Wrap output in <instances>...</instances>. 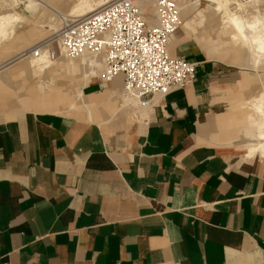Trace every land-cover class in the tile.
<instances>
[{
	"label": "crops",
	"instance_id": "1",
	"mask_svg": "<svg viewBox=\"0 0 264 264\" xmlns=\"http://www.w3.org/2000/svg\"><path fill=\"white\" fill-rule=\"evenodd\" d=\"M220 23L194 27L204 51L214 38L209 59L179 54L193 27L171 35L195 76L148 107L88 53L34 72L21 54L41 31L27 24L23 46L0 47V264H264V156L247 154L263 142L248 133L264 61Z\"/></svg>",
	"mask_w": 264,
	"mask_h": 264
},
{
	"label": "built area",
	"instance_id": "2",
	"mask_svg": "<svg viewBox=\"0 0 264 264\" xmlns=\"http://www.w3.org/2000/svg\"><path fill=\"white\" fill-rule=\"evenodd\" d=\"M156 25L144 18L138 0H109L92 12L66 19L50 37L25 50L27 55L55 60L60 52L71 58L84 53L101 57L100 77H122L126 98L148 107L154 95L181 89L195 76V64L184 56H170L167 46L181 25L172 0H154ZM264 5V0H241ZM55 42V45H53Z\"/></svg>",
	"mask_w": 264,
	"mask_h": 264
},
{
	"label": "bare ground",
	"instance_id": "3",
	"mask_svg": "<svg viewBox=\"0 0 264 264\" xmlns=\"http://www.w3.org/2000/svg\"><path fill=\"white\" fill-rule=\"evenodd\" d=\"M101 1L103 0H99V1L79 0L78 2H76V4H73L70 7V9L68 8V11L65 10V12L68 13L69 15L68 16L62 15V17H59L61 20L57 18L56 23L60 24L61 21L63 23L66 19L84 16L106 3L105 2L103 4H100ZM138 1H139L138 4L140 6V9L142 7V13L146 15L145 19L147 20V22L154 23L150 25H156L158 23V20L156 16L157 8L155 5V1H154L155 7L152 4V0H138ZM172 1L176 4L179 10V14L181 15L180 16L181 25L176 29V32L180 28L188 27L189 29H191L193 27L191 31L195 33L194 36L197 39L196 41L200 45L198 34L197 31L194 29V27H197L198 23L201 22V20H204V18L206 17H208L210 20H213V22H215L217 17H220L222 24L220 23L219 26L223 25V27H230V31H228L229 32L228 40H230L232 44L236 45V47L238 46L241 50L243 51L245 50L246 53H249L250 57H253L254 62L261 63L262 61H264V11L260 9L258 5L253 7L251 6L253 8L254 13L248 17L243 15V12L246 11V6L249 3L255 5L258 3V1L256 2L253 1L243 2L241 0H172ZM39 6L40 4H38L35 0H0V47L3 44L12 45V46H20V45L23 46L27 42L28 39L27 34L25 35V33L23 32L21 33L18 31L25 27L27 20L31 18L34 20V17L37 16L35 14L40 9ZM154 9H156L155 16L150 14ZM31 29L32 32L30 33L34 34L33 30H35V28L32 27ZM176 32H174L172 36H174ZM172 36L170 37V41L167 46V52L170 56L171 54L169 52V48H170ZM213 39L214 38L212 37L205 40V44L207 47L205 48L206 51L213 50V47L209 46V43L213 42ZM84 54H82L83 56L81 55L82 58L81 56H79L81 60L85 61L86 58L90 60V58L87 57L88 55L87 54L84 55ZM21 55L27 56L29 67L38 74L43 73L48 69H53L55 66L62 64L63 61H66V59H69L70 61L72 59L79 58V57L71 58L62 51L60 52L59 56L52 61L46 59L44 55H40L38 57L27 55L25 51ZM90 57L92 59L91 69L94 68L96 71L98 70L102 71L103 62L101 57L94 55H91ZM6 86L8 87L5 90L7 95L12 94V92L14 94L13 85L8 84ZM21 87H23V85H21ZM21 87H18L17 88L18 90L16 91L17 92L20 91ZM37 88L39 90L44 88L50 91L55 87L51 83H49V84L37 85ZM254 107L261 114V119L259 121L258 120L254 121V124H256V131L249 132L248 135L250 137L257 136L258 138L263 139V142L257 144L254 147H250L247 154L248 156L256 155V154H261L262 156H264V99L256 100V102L254 103Z\"/></svg>",
	"mask_w": 264,
	"mask_h": 264
},
{
	"label": "rangeland",
	"instance_id": "4",
	"mask_svg": "<svg viewBox=\"0 0 264 264\" xmlns=\"http://www.w3.org/2000/svg\"><path fill=\"white\" fill-rule=\"evenodd\" d=\"M35 1L38 4H40L39 6L40 9L35 14L37 16L34 17V20L32 18L27 20V23H26L27 25L25 24L27 28L25 29L34 27L35 29H39L41 31L40 34L42 36L40 35L39 38L36 40L35 43H37L38 41L48 38L49 36L54 34L56 31H58L63 23L62 21L60 22V24L56 23L57 18L62 17V14H66V15H69V14L66 12H63V10L61 9V3H57L58 5H54V3L51 0H35ZM152 4L155 7L154 0H152ZM262 8H264V6L260 7V9ZM155 10L156 9H154L150 14L155 16ZM253 13H254L253 8L251 7L250 4H248L246 6V11L243 12V15L248 17ZM149 24H154V23H149ZM183 41L184 42L178 48L180 50L179 54H184V55L188 54L187 56L188 59L189 58H192V59L195 58L197 60L209 59L205 51L202 49V47L197 42H195L193 38H186ZM53 45H55V42H53ZM256 161L259 162L262 170L264 171V167L262 163L259 160H256Z\"/></svg>",
	"mask_w": 264,
	"mask_h": 264
}]
</instances>
